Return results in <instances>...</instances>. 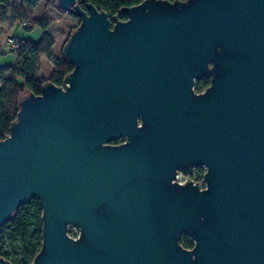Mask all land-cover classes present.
Wrapping results in <instances>:
<instances>
[{
    "label": "water",
    "instance_id": "1",
    "mask_svg": "<svg viewBox=\"0 0 264 264\" xmlns=\"http://www.w3.org/2000/svg\"><path fill=\"white\" fill-rule=\"evenodd\" d=\"M56 6L73 71L0 141V228L36 198L31 264H264V0ZM196 167L204 188L177 181Z\"/></svg>",
    "mask_w": 264,
    "mask_h": 264
},
{
    "label": "trees",
    "instance_id": "2",
    "mask_svg": "<svg viewBox=\"0 0 264 264\" xmlns=\"http://www.w3.org/2000/svg\"><path fill=\"white\" fill-rule=\"evenodd\" d=\"M56 1V0H55ZM81 8L86 9L88 4L94 5L99 11L106 12L110 17L118 16L126 20L127 15L122 10L141 4L145 0H76ZM169 2L187 0H167ZM30 4L23 0H0V7L10 11L17 20L31 21L30 13L17 3ZM42 28V37L39 41L18 38L19 47L11 50L16 61L13 66L0 69V141L9 135V129L17 119L19 102L23 94L34 93L40 95L42 85L50 81L56 86H63L64 79L73 71L61 55L54 62V69L48 80L38 79V65L41 57L48 59L52 56L53 41ZM1 48V46H0ZM204 87L198 82L197 88ZM181 244L186 249L193 248V242L187 236L182 238ZM42 245V210L39 201L34 198L27 205L18 209L13 218L0 228V256L12 264H31L39 253Z\"/></svg>",
    "mask_w": 264,
    "mask_h": 264
},
{
    "label": "rangeland",
    "instance_id": "3",
    "mask_svg": "<svg viewBox=\"0 0 264 264\" xmlns=\"http://www.w3.org/2000/svg\"><path fill=\"white\" fill-rule=\"evenodd\" d=\"M17 4L30 13L31 21L17 20L10 11H4L0 7V60L4 59L6 65L14 62L15 57L11 50L17 48L5 43L8 37H13L17 44L18 38L37 42L42 37L40 24H43L45 32L53 41V47L50 59L41 57L37 78L47 80L54 69V62L61 57L62 49L76 26L80 24V19L58 10L55 0H35L28 5L21 2ZM69 234L73 238L78 237L77 231L73 228ZM189 240L192 242L190 238Z\"/></svg>",
    "mask_w": 264,
    "mask_h": 264
},
{
    "label": "flooded vegetation",
    "instance_id": "4",
    "mask_svg": "<svg viewBox=\"0 0 264 264\" xmlns=\"http://www.w3.org/2000/svg\"><path fill=\"white\" fill-rule=\"evenodd\" d=\"M198 82H203L204 87L202 89L197 88ZM210 86V79L209 78H203L201 80H198L195 82V85L193 87L194 93L195 94H202L206 91V89ZM125 143V138L120 139L118 142L114 143L116 145H122ZM206 173L205 167H196L193 168L191 173L189 175H184L179 173L177 177L182 180V184H186L188 182H192L195 185H200L201 188L205 187V184L203 183V178Z\"/></svg>",
    "mask_w": 264,
    "mask_h": 264
},
{
    "label": "built area",
    "instance_id": "5",
    "mask_svg": "<svg viewBox=\"0 0 264 264\" xmlns=\"http://www.w3.org/2000/svg\"><path fill=\"white\" fill-rule=\"evenodd\" d=\"M5 43L11 45L12 47H16V48L19 47V44L16 43V40L13 37H8ZM177 181L182 183L180 177L179 178L177 177Z\"/></svg>",
    "mask_w": 264,
    "mask_h": 264
},
{
    "label": "crops",
    "instance_id": "6",
    "mask_svg": "<svg viewBox=\"0 0 264 264\" xmlns=\"http://www.w3.org/2000/svg\"><path fill=\"white\" fill-rule=\"evenodd\" d=\"M14 57H15V55H14ZM15 61H16V57L14 58V62L13 63H10V64L6 65L4 59L0 60V69L5 68V67H9V66H13L15 64Z\"/></svg>",
    "mask_w": 264,
    "mask_h": 264
}]
</instances>
